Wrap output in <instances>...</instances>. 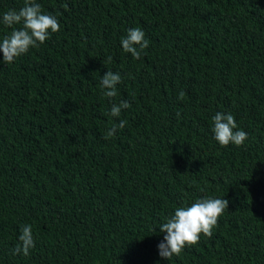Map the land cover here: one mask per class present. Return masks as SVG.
Instances as JSON below:
<instances>
[{
	"label": "trees",
	"instance_id": "obj_1",
	"mask_svg": "<svg viewBox=\"0 0 264 264\" xmlns=\"http://www.w3.org/2000/svg\"><path fill=\"white\" fill-rule=\"evenodd\" d=\"M36 2L60 31L11 64L0 51V264H264V0ZM23 6L0 0V18ZM135 27L139 60L121 44ZM217 112L242 146L215 139ZM205 197L229 201L213 235L163 259L159 225ZM28 224L35 248L14 255Z\"/></svg>",
	"mask_w": 264,
	"mask_h": 264
},
{
	"label": "clouds",
	"instance_id": "obj_2",
	"mask_svg": "<svg viewBox=\"0 0 264 264\" xmlns=\"http://www.w3.org/2000/svg\"><path fill=\"white\" fill-rule=\"evenodd\" d=\"M65 7H67L66 4ZM0 23L11 29L10 34L0 41L3 63L7 64L27 54L30 49L44 44L49 39L50 32L60 31L58 19L54 15L45 13L36 0H24V6L19 10L5 11L0 18ZM18 25L20 27H16ZM145 35L139 27L129 29L126 37L121 40L124 52L131 53L134 59L139 60L141 52L149 47V41ZM121 82V75L109 70L100 80L101 87L106 89L103 94L109 98L116 97V88ZM184 95L185 93L181 91L178 99L182 100ZM130 107L131 104L128 101L122 100L119 104L113 103L108 114L112 117H119L123 109ZM212 119L215 139L222 146H228L230 143L242 146L248 139L245 131L238 130L236 119L231 112L227 114L217 112ZM126 124V120H120L118 124H114L106 132L105 139L114 136L117 130L123 129ZM226 209H229L227 199L212 197L199 199L191 206L177 207L174 214L166 217L165 222L159 225L160 232L166 233L164 240L157 246L159 255L170 261L174 255L179 256L186 247L196 245L201 234L210 238L218 219ZM20 231L19 243L15 246L13 254L23 253L24 256H28L30 250L35 248L32 225H23Z\"/></svg>",
	"mask_w": 264,
	"mask_h": 264
}]
</instances>
